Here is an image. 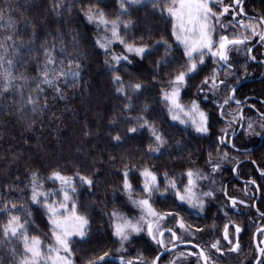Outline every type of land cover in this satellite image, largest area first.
Here are the masks:
<instances>
[{"label":"snow or ice","instance_id":"1","mask_svg":"<svg viewBox=\"0 0 264 264\" xmlns=\"http://www.w3.org/2000/svg\"><path fill=\"white\" fill-rule=\"evenodd\" d=\"M147 2L152 4L162 19L165 14L170 19V35L174 38L172 43L163 36L154 43H147L143 35H129L135 28L129 7L143 4L145 0H117L116 14L105 11L108 0H88L79 7L83 19L97 29L95 45L104 53V64L111 73L113 92L122 100V107L109 123L119 125V117H123V123L127 127L123 133L116 131L115 135H109L119 147L126 138H135L146 132L147 139L138 154H142V160L147 157V161L159 159L164 154L162 150L170 147V137L158 126L155 119L150 118L151 105L145 101L137 106L136 101L144 95L148 85L139 78L126 80L122 74L127 72V66L133 62L130 57L144 60L163 48V55L154 61L151 83L158 89L159 103L164 106L172 122L190 127L202 137H209L211 117L202 107V101L209 100V94L220 98L213 100V103L219 117L225 121V126L215 138L217 146L207 154L205 165L209 170L206 172L203 168L188 167L181 173L183 181L178 183L176 176L170 175L168 171L161 173L155 164L147 161L141 164L134 162L132 157H121L118 190L139 214L128 216L119 210L109 213L113 243L119 245L115 252L108 249L104 241L92 244L91 221L80 210L82 205L78 200V188H94L95 173L86 175L77 169L70 175L60 167H51L47 175L42 176L39 169L31 170L26 185V203L18 204L16 200L0 198V213L7 218L0 225V247L12 245L15 241L22 249L18 253L14 246L8 247L13 264H115L116 261L118 264H163L161 258L166 253L171 257L168 264H188L189 258H194L192 264H218V260L226 254H239L242 251L241 233L245 229L229 213L234 210L242 211L239 208L241 205H252L247 204L244 199L229 195L227 186L222 185L219 189L226 197L218 208V212L222 213L219 238H213L203 245L186 239L187 236L195 237L197 233L204 232L205 227L215 231L218 226L215 221L211 225H193L178 209L187 205L203 213L206 202L217 199L216 191H204L200 182L207 180L215 184L214 175L221 172L223 163L230 159L228 151L219 146L230 145L232 149L240 151L235 143L239 138L237 127L243 129L241 135L264 137V112L259 113L258 121L247 117L244 101L237 98L235 86L240 81L237 75L240 61L236 54L242 53L247 60L255 61L257 57L253 54L254 42L264 46V14L249 17L244 0ZM73 7L66 0H52L48 11L60 18L70 13ZM3 20L4 10L0 9V21ZM31 28L29 39L22 40L18 36L16 22L9 17L4 34L0 35V107L5 115L16 114L24 117L31 114L29 129L34 127L37 116H43L50 110V99H67L65 87H76L81 75V64L78 60L68 56L63 60L58 59L55 42L43 45L42 61L39 56L34 57L38 65L34 78L18 72L17 65L22 61L23 50L28 49L31 53L37 40L35 25ZM75 40L74 35L73 41ZM173 44L176 48H173ZM114 45L120 46L122 51L116 52ZM60 51H64L62 41ZM240 66L244 68V75H247V64ZM205 68H208L206 73ZM198 76L201 78L194 85V98L185 102L183 93L193 87L192 82ZM48 89L52 90L51 98L47 94ZM232 104L236 105L235 109L231 108ZM52 116L59 119L54 112ZM84 134L91 135L90 132ZM176 145L180 146V141H176ZM231 159L235 160L234 157ZM109 160L116 161L117 157L110 155ZM191 163L195 164V161ZM240 163L242 162L236 163L233 168L237 175ZM251 163L256 164L254 160ZM257 169L264 178V169L259 165ZM135 175L140 178L139 187L133 182ZM249 183L259 188L255 179ZM46 184L49 186L46 187ZM14 190L16 189L12 185L8 186L9 192ZM244 191H248L247 187ZM169 192L174 198V206L158 208L155 197L166 200ZM33 207L42 209L46 216L50 231V242L47 244L40 235L30 234L29 229L35 227L32 220ZM256 211L264 220V212H260L259 208ZM141 234L146 235L155 246L151 258L140 250L134 255H125L128 252L126 246L133 237ZM254 236L257 238L254 264H264V227H256ZM89 244L91 249L85 251L78 261L77 249Z\"/></svg>","mask_w":264,"mask_h":264},{"label":"trees","instance_id":"2","mask_svg":"<svg viewBox=\"0 0 264 264\" xmlns=\"http://www.w3.org/2000/svg\"><path fill=\"white\" fill-rule=\"evenodd\" d=\"M66 2L74 5L72 11L63 17L57 18L48 11L52 0H0V9L4 10V20L0 21V35L4 34L3 30L9 17L16 22L18 36L22 40L27 41L29 39L32 25H35L36 28L37 40L35 45L32 46L33 50L31 53L28 49L23 50L22 61L17 65L18 72H24L34 78L38 72V65L34 57L39 56L42 61L43 45L52 42H55V54L58 59L63 60L65 56H68L78 60L81 64V75L77 86L74 88L65 87L67 96L65 100L51 101L50 99V110L45 112L43 116H37L35 118L36 123L31 129L28 128V121L32 119L31 114L24 117L16 114L5 115L3 108L0 107V198L3 200H16L18 204L26 203L28 191L26 185L29 182V172L34 169H39L42 176L47 175L51 167H60L70 175L77 169L86 175L95 173L93 178L96 180V185L94 188H78V200L82 205L80 210L86 213L91 221L93 228L92 244L104 241L105 246L115 252L119 245L113 243L114 238L111 236L109 213L113 210H119L128 216L139 214L138 210L128 204L126 197L118 190L120 183L118 172L121 167L119 159L121 157H132L134 162L141 164L147 161V157L142 160L140 158L142 154H138L139 149L147 139V133H141L135 138H126L119 147L112 141L109 133L112 135H115L116 131L123 133L127 127L123 123V117H119V125L109 123L122 107V100L118 99L113 92L111 73L104 64V53L95 45L97 29L94 25L88 24L83 19L82 13L79 12L80 5L86 4L88 0H66ZM101 6L105 7L103 4ZM244 7L248 16L264 14V0H247ZM105 11L116 14L118 12L117 0H108ZM129 13L135 24V28L129 33L130 36L139 37L143 35L147 43H154L155 40H159L163 36L169 40V43H172L174 38L170 35V19L166 17V14L165 18L162 19L158 11L153 9L152 4L148 3L147 0L143 4L130 6ZM240 18L246 19L245 17ZM74 35L76 36L75 41H73ZM150 36L151 39H149ZM61 41L64 47L63 52L60 51ZM113 47L118 53L122 51V48L118 45ZM173 48H176L175 44H173ZM163 51V48H161L158 53L144 60L130 57L133 62L127 66V72L122 74L125 75L126 80L139 78L145 81L148 88L144 95L136 101L137 106L147 101L151 105L150 118L155 119L158 126L170 137V147L162 150L164 154L159 159L147 162L155 164L161 170V173L168 171L170 175L176 176L178 183H180L183 181L181 173L188 167L203 168L206 172L209 170L205 165L207 154L217 146L215 138L220 135V129L225 126V121L219 117L213 103V100L220 98L212 97L211 94H209V100L202 101V107L209 112L211 117L209 137H202L192 128H186L184 125L170 120L164 106L159 103L158 89L151 83L154 61L163 55ZM176 55L178 57L179 52ZM254 55H256L258 61L247 60L242 53L236 54L240 65L247 64V75H244V68L238 65L237 75L240 77V81L258 78L264 72V64L259 62L264 60V46L260 44L255 49ZM204 71L206 73L208 68H205ZM200 78L198 76L192 82L193 87L183 93L185 102L194 98L196 92L194 85L199 82ZM232 79L234 82V78ZM61 86L64 87V85ZM47 94L51 98L52 90L48 89ZM247 97L264 100V78L247 82L238 89V99ZM249 103L258 104L255 101H249ZM258 105L257 109L263 112L264 106H261L260 103ZM231 108L235 109L236 105L232 104ZM53 112L59 119L52 116ZM245 115L253 121L259 120L253 110H246ZM237 129L238 127L236 131ZM85 132H90L91 135L86 136ZM238 137L235 141L237 147L250 146L259 140L258 136L240 134ZM176 141H180V146L176 145ZM219 147L224 151H228L230 159L223 163V171L214 175L215 184L211 185V182L207 180L200 182L204 191L210 189L216 191L217 199L208 200L203 213L189 208L187 205H183L178 209L185 216V219L193 225L205 226L211 225L214 221L216 222L217 230L210 231L205 227L207 230L203 232V238L210 236L212 239V233L219 238L222 213L218 212V208L226 199L219 191L224 182L223 176H226L229 195L235 196L237 193L236 190L230 189V186L233 188L243 186L242 184L229 185L233 166L242 156L240 157L229 145ZM262 150H264V144ZM110 155L116 156L117 160H109ZM259 156L263 161L264 151L259 153ZM233 157L235 160L231 159ZM191 161H195V164H192ZM113 164H115V167H113ZM228 166L227 172L225 168ZM250 171H252V168L249 163L241 165L239 177L242 179L252 177ZM96 177L99 178L96 179ZM218 177L221 178L218 179ZM133 182L139 187L140 178L138 175L133 176ZM9 185H12L16 190L9 192ZM47 186L49 185L46 184ZM237 198H240V196ZM155 199L158 208H166L175 204L170 192L167 194L166 200L159 196ZM243 199L252 205L253 198L252 200L251 198ZM247 208V212H254L251 210L252 206ZM32 213L35 227L29 229L30 234L40 235L41 239L47 244L50 242V231L46 216L43 214L42 209L36 207L32 208ZM229 215L233 220L238 221L235 219L237 216L236 210L230 212ZM6 219L4 214L0 213V225H3ZM250 222L249 215L245 216L242 221V227L245 229L241 240L242 251L239 254H226L218 260V264H249L253 261L255 251L253 228ZM188 240L199 243L191 238ZM10 246H14L18 253L22 250L21 245L15 241L12 242V245L0 247V264H13V259L8 252ZM126 247H128V252L125 255H134L137 250H140L144 251L149 258L154 254L155 248L144 234L133 237ZM90 249L91 244L78 248V261L83 257L85 251ZM170 258V254L164 256L162 258L163 264H168ZM193 259L189 258L188 264H192Z\"/></svg>","mask_w":264,"mask_h":264},{"label":"flooded vegetation","instance_id":"3","mask_svg":"<svg viewBox=\"0 0 264 264\" xmlns=\"http://www.w3.org/2000/svg\"><path fill=\"white\" fill-rule=\"evenodd\" d=\"M251 16H254V15H251ZM245 99H249V100H247L244 103V107H245L244 112L246 110H253L254 113L259 117L260 111L257 109V107H259L258 104L260 103L261 106H264V103L258 101L256 97H247ZM240 100L243 101L244 99H240ZM249 101H255L258 104H251V103H249ZM263 112H264V110H263ZM258 137H259V140L257 143H252L250 146H246V147H237L240 149L239 152H237L234 149L240 157L242 156L239 159V161H237L236 163L241 162L243 160H246V162L242 163L241 165L246 164V163H249L251 165L252 171H250V172H251L252 177H246V178L242 179L239 177V175H235L234 171H233L232 178L229 179V185H234V186L239 185V184L243 185L242 187H236V188H233L230 186V189L236 190V192H237L235 194L236 197L240 196V198L242 197V199L243 198H246V199L251 198V200L253 198V201L251 203L252 204L251 210H253L254 212H252V211L247 212L246 209H248V208L245 207L244 205H241V206H239V208L242 209V211H237V216L235 217V219L238 220L237 223H239L242 227V221L245 219V216L249 215L250 220H251L250 225H252V228H253V245H254V248H255L254 233L256 231V227L264 226V220L261 219L259 212L256 211V209L259 208L260 212H264V191H263V189H264V178L261 177L260 171L257 169V165H259L260 168L264 169V160L262 161L259 158V157H261V156H259V153H263V151H264V150H262L264 140H262L261 136H258ZM259 144H261V145L258 146ZM229 147H231V146L229 145ZM248 148H251L252 151H247V152L241 151L243 149H248ZM245 153H247V154H245ZM253 160L256 162V164L251 163V161H253ZM235 164H234V166H235ZM234 166H233V168H234ZM228 168H229V166L225 168V171L228 172ZM238 172H239V169H238ZM219 174H220V172H219ZM221 176H223V175L221 174ZM223 177H224L223 178V181H224L223 185L228 186L226 176H223ZM228 177H229V175H228ZM220 178L218 177V179H220ZM253 179L256 180L257 185H259V188H257L256 185H252L249 183V181H251ZM245 187H247V189H248L247 192L244 191ZM259 193H260V195H259ZM246 203L249 204L247 201H246ZM243 235H244V232L241 233V240L243 239ZM241 246H242V242H241ZM255 255H256V253H255Z\"/></svg>","mask_w":264,"mask_h":264},{"label":"water","instance_id":"4","mask_svg":"<svg viewBox=\"0 0 264 264\" xmlns=\"http://www.w3.org/2000/svg\"><path fill=\"white\" fill-rule=\"evenodd\" d=\"M246 1H247V0H244V4L246 3ZM259 45H260V43H257V42L254 44L253 53H254V50H255ZM255 61H258V60H255ZM259 62H262V63L264 64V60H261V61H259ZM262 78H264V72H263L262 75L259 76L258 78H255V79H244L243 81H241L239 84L236 85V87H237V91H238V89H239L242 85H244L245 83L250 82V81H254V80H261ZM247 100H249V99H244V100H243L244 103H245ZM257 100L260 101V102H262V103H264V100H261V99H258V98H257ZM244 110H245V107H244ZM242 130H243V129L239 127V129L237 130V134L239 135V134L242 132ZM262 140H264V137H262ZM260 145H261V144H259L258 146H260ZM241 151L247 152V151H252V149H251V148H248V149H243V150H241ZM241 162L244 163V162H246V160H243V161H241ZM242 163H240V166H241ZM234 174L237 175V171H234ZM259 195H260V193H259ZM262 227H264V226H262ZM256 241H257V238L254 236V242L256 243ZM192 243H193V242H192ZM187 247H190V246H187ZM167 255H169V254L166 253L164 256H167ZM164 256H163V257H164ZM163 257H162V258H163ZM162 258H161V259H162ZM115 263L118 264V261H116ZM250 264H254V261H253L252 263H250Z\"/></svg>","mask_w":264,"mask_h":264},{"label":"rangeland","instance_id":"5","mask_svg":"<svg viewBox=\"0 0 264 264\" xmlns=\"http://www.w3.org/2000/svg\"><path fill=\"white\" fill-rule=\"evenodd\" d=\"M211 185H212V183H211ZM210 185V186H211ZM205 230H207V229H205ZM203 232L202 233H197L196 234V236L195 237H192V236H187V238L186 239H189V238H191V239H194V240H196L197 242H199V243H202V244H205V242H207V241H210V240H212L213 238H217L213 233H212V239H211V237L209 236L208 238H203ZM219 236H220V234H219Z\"/></svg>","mask_w":264,"mask_h":264}]
</instances>
